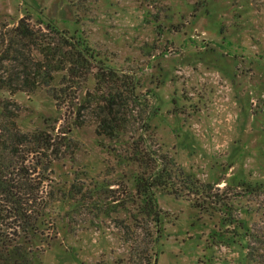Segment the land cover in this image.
I'll list each match as a JSON object with an SVG mask.
<instances>
[{
	"label": "rangeland",
	"instance_id": "obj_1",
	"mask_svg": "<svg viewBox=\"0 0 264 264\" xmlns=\"http://www.w3.org/2000/svg\"><path fill=\"white\" fill-rule=\"evenodd\" d=\"M40 14L104 63L57 98L52 87L0 89V137L69 128L71 139L22 264H264V194L245 191L264 183V0H0V76L21 70L2 61L21 19L47 32ZM100 65L115 71V89ZM119 92L123 125L99 133L104 98ZM156 159L170 161L174 185L154 190L153 211L136 178ZM186 177L215 197L184 187ZM249 242L262 254L254 262Z\"/></svg>",
	"mask_w": 264,
	"mask_h": 264
},
{
	"label": "trees",
	"instance_id": "obj_2",
	"mask_svg": "<svg viewBox=\"0 0 264 264\" xmlns=\"http://www.w3.org/2000/svg\"><path fill=\"white\" fill-rule=\"evenodd\" d=\"M39 20L45 23L47 32H37L31 27L26 19H21L14 28L15 46L14 56H5L2 61L10 60L21 66L20 72L13 71L8 77L0 76V89H7L14 93L19 90L33 91L43 86L51 88L53 95H67L76 92L80 86L88 80L93 71V62L104 63L101 55L81 37L69 36L61 30L50 19L41 14ZM26 46L28 54L20 50L16 45ZM111 66L100 65L97 77L101 84L112 87L117 76L115 71L109 70ZM63 75L59 80L61 88L53 87L57 74ZM133 80H131V84ZM119 96V97H118ZM129 98L136 100V95L131 85ZM121 94L112 93L105 96V104L102 108L107 113L99 124V133L114 134L120 130L121 118L118 116L116 105L121 106ZM0 137V264H22L25 261L27 244L32 240V229L38 218L47 213L50 218L51 203L41 195L45 186L52 182V164L63 156L65 150L71 146L69 128L59 130L57 134H50L48 131L25 133L16 127L13 130L7 128L1 132ZM64 139L59 141V137ZM67 139L70 141H67ZM148 156H151L147 152ZM142 151H134V160H141ZM164 163H158L147 174L136 178L137 187L150 207L155 211L157 203L154 190L173 184L174 174L170 168V161L165 159ZM155 161V160H154ZM178 175L183 176L181 171ZM184 177V176H183ZM184 187L194 190L196 193H204L209 198L215 197L212 194V186L203 184L199 180H190L186 177L183 180ZM174 185V184H173ZM228 185V184H226ZM247 194H264V183L247 184ZM49 198V196H48ZM49 208L47 212V208ZM49 223H53L48 220ZM7 227L13 228V236L4 232ZM250 237L254 234L249 233ZM264 248V238H258ZM250 261L259 260L260 254L251 242L247 244ZM29 252V251H28ZM264 257V253H263ZM27 261V260H26ZM263 262V260H262Z\"/></svg>",
	"mask_w": 264,
	"mask_h": 264
}]
</instances>
